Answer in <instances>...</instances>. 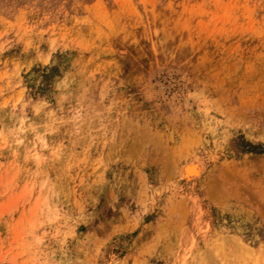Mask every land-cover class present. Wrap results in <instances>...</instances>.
Returning <instances> with one entry per match:
<instances>
[{"label": "rangeland", "instance_id": "obj_1", "mask_svg": "<svg viewBox=\"0 0 264 264\" xmlns=\"http://www.w3.org/2000/svg\"><path fill=\"white\" fill-rule=\"evenodd\" d=\"M0 264H264V0H0Z\"/></svg>", "mask_w": 264, "mask_h": 264}, {"label": "bare ground", "instance_id": "obj_2", "mask_svg": "<svg viewBox=\"0 0 264 264\" xmlns=\"http://www.w3.org/2000/svg\"><path fill=\"white\" fill-rule=\"evenodd\" d=\"M186 168V171H187V175H198L199 174V168L197 165L195 164H191V165H188L185 167Z\"/></svg>", "mask_w": 264, "mask_h": 264}]
</instances>
